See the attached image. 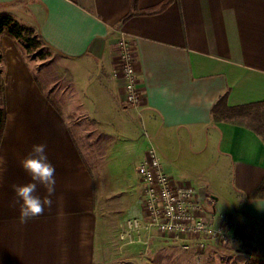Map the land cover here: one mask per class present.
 <instances>
[{"label":"crops","instance_id":"crops-1","mask_svg":"<svg viewBox=\"0 0 264 264\" xmlns=\"http://www.w3.org/2000/svg\"><path fill=\"white\" fill-rule=\"evenodd\" d=\"M161 5L124 19L132 0H0V14L33 27L56 55L55 72L36 71L16 41L0 38V264H141L157 232L129 245L118 236L143 215L136 166L148 144L174 181L190 173L211 186L228 175L229 213H216L215 197L208 213L264 259V135L211 116L223 95L229 107L264 102V0H137L136 9ZM122 38L135 51L136 108L114 75ZM34 144L46 145L55 192L22 224L13 185L30 181L20 160ZM35 194L46 195L40 185Z\"/></svg>","mask_w":264,"mask_h":264},{"label":"built area","instance_id":"built-area-1","mask_svg":"<svg viewBox=\"0 0 264 264\" xmlns=\"http://www.w3.org/2000/svg\"><path fill=\"white\" fill-rule=\"evenodd\" d=\"M119 56L114 75L123 79L124 101L128 107L140 105L138 78L135 70V51L129 40L118 41ZM142 187V218L126 219L119 240L129 245L141 242L142 231H155L170 238L182 250L197 252L211 243L240 247L242 241L224 223L222 216L208 213L213 200L197 198V191L189 182L174 181L161 169L155 148L148 144L144 159L136 166ZM222 218V219H221Z\"/></svg>","mask_w":264,"mask_h":264},{"label":"rangeland","instance_id":"rangeland-1","mask_svg":"<svg viewBox=\"0 0 264 264\" xmlns=\"http://www.w3.org/2000/svg\"><path fill=\"white\" fill-rule=\"evenodd\" d=\"M41 56H44V58L41 59ZM26 57L36 71L40 70L44 72L48 70L49 72L51 70L52 72L55 70L56 55L45 45L37 48L35 53L27 54ZM60 83L61 80L54 86H58ZM195 170L201 172V170L197 168ZM193 177L189 173L188 176L182 179L184 181H189V183L191 182L196 187L198 195L200 194L202 197H215L217 199L215 205L217 214H228L235 200L234 192L229 184L224 182L228 178V175L221 173L218 177L212 176L211 186L196 184L192 181ZM123 193L124 192H122V198L126 195ZM122 204H126L124 199H122ZM139 206L142 210V192L140 194ZM129 215L130 211L127 207L122 209V219H125V217ZM154 240L157 242L158 247H156V250L151 254L142 257L141 264H253V262H264V259L249 257L244 247H238V249H240L238 250L231 244L228 245L223 243L227 246L225 247L223 244L211 243L208 244L204 251L197 252L194 248L182 250L176 243L170 240V238L159 233H157Z\"/></svg>","mask_w":264,"mask_h":264},{"label":"trees","instance_id":"trees-1","mask_svg":"<svg viewBox=\"0 0 264 264\" xmlns=\"http://www.w3.org/2000/svg\"><path fill=\"white\" fill-rule=\"evenodd\" d=\"M136 2L137 0H132L130 12L125 16L124 19L138 13H153L163 6L161 5L158 8H150L146 11H139L136 9ZM2 36H8L16 41L24 56L35 53L37 48L44 45L37 36L33 27L17 21L11 14L8 13L0 14V38ZM42 58H44V56H41V59ZM1 59L2 56L0 53V61ZM263 107L264 102L229 107L226 105L225 95H223L211 107V116L215 122L232 121L239 123H249L251 124V128H253L257 133L264 135V113L261 110ZM5 117L4 88L0 69V139L5 123ZM224 246L227 247L226 245ZM253 264H264V262H253Z\"/></svg>","mask_w":264,"mask_h":264},{"label":"clouds","instance_id":"clouds-1","mask_svg":"<svg viewBox=\"0 0 264 264\" xmlns=\"http://www.w3.org/2000/svg\"><path fill=\"white\" fill-rule=\"evenodd\" d=\"M20 166L29 175L27 183L13 185L19 200V221L27 223L30 219L43 214L45 206L51 207V197L55 192V168L48 161L45 144H34L30 152L20 160ZM44 188L46 195H36L37 186Z\"/></svg>","mask_w":264,"mask_h":264}]
</instances>
